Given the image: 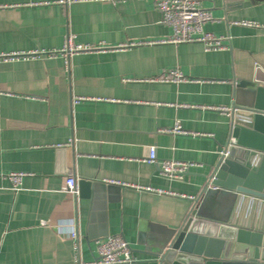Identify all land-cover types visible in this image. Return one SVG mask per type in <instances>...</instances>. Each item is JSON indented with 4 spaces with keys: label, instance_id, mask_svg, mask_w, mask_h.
Masks as SVG:
<instances>
[{
    "label": "crops",
    "instance_id": "1",
    "mask_svg": "<svg viewBox=\"0 0 264 264\" xmlns=\"http://www.w3.org/2000/svg\"><path fill=\"white\" fill-rule=\"evenodd\" d=\"M156 1L0 0V54L59 51L70 34L106 48L68 64L61 53L0 59V172L28 173L16 192L0 178V264H74L69 220L81 260L121 235L137 264H152L206 189L232 129L217 107L233 109L236 81L256 67L264 76V0H202L219 50L150 43L172 34ZM175 68L197 81L156 80ZM176 123L188 133L167 131ZM151 146L160 161L195 165L171 178L147 161ZM70 176L75 197L63 191Z\"/></svg>",
    "mask_w": 264,
    "mask_h": 264
},
{
    "label": "water",
    "instance_id": "2",
    "mask_svg": "<svg viewBox=\"0 0 264 264\" xmlns=\"http://www.w3.org/2000/svg\"><path fill=\"white\" fill-rule=\"evenodd\" d=\"M259 69L235 83L230 139L236 143L229 139L206 189L169 244L153 253L152 264H264V76ZM81 186L89 195V183Z\"/></svg>",
    "mask_w": 264,
    "mask_h": 264
},
{
    "label": "built area",
    "instance_id": "3",
    "mask_svg": "<svg viewBox=\"0 0 264 264\" xmlns=\"http://www.w3.org/2000/svg\"><path fill=\"white\" fill-rule=\"evenodd\" d=\"M156 5L161 13V22L166 26L172 28V34L169 37L160 40L149 41L150 43H174L179 44L183 42H201L206 50H219L226 48L223 36H215L214 34L205 31V25L214 20L213 14L209 9L202 6V0H157ZM240 24L248 26H258L257 23L244 20ZM140 42H130L123 44L125 46L137 45ZM104 46H89L77 44L74 41L72 34L65 39L64 47L59 51H28V52H12L0 54V59H15L20 57H36L41 54L55 55L61 53L67 64L72 56L81 52L105 50ZM156 80L168 83H182L197 81L190 78L179 70L178 68L164 72ZM217 109L230 114L231 108L217 107ZM175 134H186L188 131L184 130L179 123L173 128L167 130ZM236 138L231 137L230 144H235ZM225 151H222L224 154ZM147 161L152 163H159L162 172L171 177H182L192 166L193 162L179 161V160H158L156 147L149 148V156ZM27 172L12 171L8 173L0 172V178L6 179L10 183V188L13 191L21 189L23 178ZM110 183H116L113 180H107ZM63 191L73 195H78L77 180L70 176L66 178L63 186ZM46 224V221L42 222ZM69 237L74 240L75 263L74 264H137L138 260L133 253L131 244L121 235H110L106 238L99 239L96 242L97 255L92 261H83L78 255L79 250V234L73 220H69V228L66 232Z\"/></svg>",
    "mask_w": 264,
    "mask_h": 264
}]
</instances>
